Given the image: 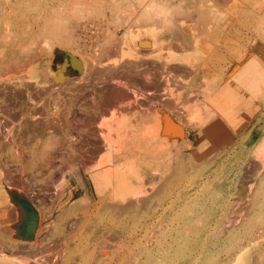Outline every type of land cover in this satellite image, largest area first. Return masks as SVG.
Returning <instances> with one entry per match:
<instances>
[{"label": "rangeland", "instance_id": "374dc122", "mask_svg": "<svg viewBox=\"0 0 264 264\" xmlns=\"http://www.w3.org/2000/svg\"><path fill=\"white\" fill-rule=\"evenodd\" d=\"M207 1L0 0V54L1 57L4 56L3 59H7L12 68L14 67L12 72L9 71L4 76V79L10 78V76L12 78L14 77L12 79L13 81L8 80L9 84L8 82H5V84L3 82H1L2 84L0 83L2 89L6 86L7 90L11 93L8 92L10 97H7L9 104L6 102L3 105L7 104V111L11 107L13 108L8 113H11V111L14 112L18 108L15 111L17 113H13V116H15L18 113H24L20 112L22 110L18 106L20 101L25 99V104L32 102L31 105L28 103L30 108L32 106L28 111L32 113L34 110L32 114L28 111L23 114L27 117L26 121L22 117L23 115L21 116L20 114V116L17 115L18 119L7 115V120H10L9 126L12 125L11 128L13 127L15 130L12 131L13 134L11 133L12 136L15 135L12 139L16 138L17 142L18 139L20 142H23H18V146H22V148H19L20 153L22 152L21 156L23 157L21 159L24 162L20 161L19 157L17 158L14 155L10 156L14 154V150H10L9 148L11 147L10 141L12 139L6 138L7 141L3 139L9 144L7 145L2 140V147L0 146V155L2 154L0 159L7 158L3 161L1 160V163L4 165L2 168L4 167L5 172L0 167V181H2V178H5L2 182V186L5 189L2 187L4 192L0 195V250L3 249L1 251H9L8 248H10V252L14 255L28 253L25 254L27 258L31 257L28 255L35 257L37 254L39 256L41 252L45 251L41 254V262H39V257L36 256L40 264H264V156L258 157L259 154H257L258 152L254 146L258 138H260L258 129L264 131V95H261L263 98H253L257 104L255 105L257 107H254L255 109L253 107L250 108L254 109L253 111L250 109L248 111V109L244 108L245 110L240 111L241 113H239L238 118H235L234 121L237 124L236 129L239 128L235 133L238 134L225 135L218 139L214 135L209 137L204 134H193L194 129L191 128L196 123L197 115H194L191 108L185 103V97L187 98L189 94L193 96H189L192 99L188 103H191L193 98L194 100H204L205 86L203 85L205 84L203 79L210 78L212 72L215 70L216 65L213 60L216 52H221L223 59L224 53H238L239 47L244 46V49L249 50L248 58L251 55L258 54L257 46L264 44V8L261 5L257 6L252 4V0H224L222 2L221 0H209L211 5L214 4L212 8L215 7L214 9L218 8L222 10L216 12L214 16L213 14L209 16L205 10L204 12L206 14L204 12L200 14L198 11H202L198 9L204 7L201 5L202 2L203 5L208 4V7L211 9V5ZM217 2L219 4L221 3V5L224 4V7L217 6L219 4L215 6ZM151 3L153 5L155 3L159 4L158 6L162 8L164 14L158 13L161 15H156L157 13L153 11L154 8ZM225 3L227 4L225 5ZM159 7L157 8L161 9ZM206 7L204 8L206 9ZM157 8H155L156 12H158ZM209 8L206 9L207 12ZM196 14L199 15L196 16ZM198 17L202 19H198ZM210 19L212 20V24ZM196 20L200 22L202 20L203 22L206 21V23H200L198 21L200 24L206 26V31L205 29L203 31V28H205L203 25L201 26V30L199 28V33L196 25L195 28L197 30L193 29L192 26H194V23L198 25V22H195ZM179 24L183 28L180 27L178 29ZM190 25H192L193 30H189ZM199 25L198 27H200ZM184 27H188L187 29L189 31H184ZM177 30H179L178 32L180 34L182 32L188 33L186 35L182 33L184 37L183 41L180 40L182 34L177 33ZM190 31H193V37H191L192 34H189ZM175 32L181 37L179 38ZM188 35L189 37H187ZM256 36H260L259 45H257L258 39ZM224 37H226V40ZM122 39L124 40V46L121 42ZM184 39L188 42L187 44ZM189 39L195 41L192 40V42ZM141 41L153 43L152 48L143 47ZM178 41L180 45L182 44L186 48L184 46L180 47ZM117 42L122 44V48L119 47L121 49L117 47ZM189 43H193V45ZM114 44L115 46H113ZM187 45L190 46L187 47ZM112 46L114 49H111ZM253 52L255 53L253 54ZM134 55H140V58L136 60ZM151 55L175 57L171 62L172 66H174L171 67L174 73L169 70L170 73L168 74V78L171 80L168 83L170 97L172 99L170 109H173V112L175 111V103L178 113L183 117L176 121L186 127V139H190L185 144L182 142L180 135L176 137L177 142H166L162 138V133L160 131L157 133L156 124L158 120H155L154 116L148 121V125L150 124V128L154 129V131L145 134L146 125L143 126L140 123L142 114L140 109L148 107V102L140 99L131 105L133 107L131 111L125 107L130 99L129 91H131L130 87L133 83L128 77V70L130 69V73L134 74V72L142 68L141 71L144 72L146 69L144 67L148 65L146 63L154 59H152ZM72 56H76L82 63L87 60L86 64L89 67L87 69L93 70V73L87 69L86 73L83 68L72 65ZM89 58H91V63H89ZM67 62L69 65L67 64L68 68L64 75L66 81L63 82V79L59 85L55 74ZM127 62L131 66H127ZM177 62L179 65L180 63L182 64L179 70H177ZM12 63L20 67L17 68ZM121 65L128 68L117 70ZM133 65L136 70L132 67ZM184 65L187 68L186 70ZM168 66L170 67L171 64L168 63ZM94 67L96 72H102L99 73L100 77L103 75L105 67L106 69L109 67L117 70L118 76L116 79H112L113 81L105 78L104 75L102 78H99L98 73H94ZM99 68L100 70H97ZM197 68L201 73L198 72L199 70ZM195 69L197 73L194 72ZM122 71H125V74ZM183 71L193 73L189 75L186 72L187 74L184 73V76L188 75V78L187 76L181 78ZM177 72L178 74H176ZM228 72L229 70L226 71V73ZM14 73L15 75H13ZM126 73L128 74L127 76ZM198 73L199 75L197 76L196 74ZM88 74L91 76L90 80ZM80 75L83 77H80ZM236 75L240 77L244 74L239 73ZM86 76L88 77L86 78ZM176 76L178 80H175L177 79L175 78ZM237 76H234V78L236 83L239 84ZM95 77H97L96 79L98 81ZM21 78L23 79L21 82H28V84L34 83V89H42V91L36 89L38 92H33V94L35 92L37 94L36 100L29 101L27 99L26 101V96L20 98L15 97L14 91L16 89H13L16 87L18 89L21 82L17 81L22 80ZM196 79L197 82L202 81V84L198 82L199 85ZM94 80L99 85L95 84L97 82H94V85L91 84ZM233 80L231 81L235 82ZM13 83H17V86L11 88L12 86L10 87V85ZM38 84L41 85L38 86ZM50 84L51 86L53 84V89L57 87L58 90L57 88L56 90L58 92L60 88L63 92L62 87L65 84V86H68L66 87L67 89L64 87V90H68L72 86L73 89L75 88L74 90H79L78 92L81 94L84 93V96L81 94L79 96L77 91L72 90L68 98L65 97V94L68 96L66 91L62 94L61 92H55V96L59 94L58 96H64L65 99L57 96L59 99L55 97L54 100L56 101L50 100L53 104L45 98L50 105L49 110L51 113L56 114L57 112L55 113V111L60 109L63 114L66 111L67 103L68 106L70 104L68 101L66 102V99L70 100L73 92L78 93L76 96L73 93V97H78L75 98L77 100L72 98L75 101L74 103L77 104L73 105L75 106L74 108L71 106V112L69 111L70 117L64 115L65 118L62 119V114L56 116L57 122L58 117L61 118H59L60 121L57 123L60 126L64 123L65 126L66 121L69 119L71 121L69 122L70 126L78 118L84 121L87 114H90V111L93 113L97 107V102H100L99 100L102 97L104 101H106V98L112 100L110 99L112 96L114 100L116 99V107H114L112 112H110L111 107H109V110H105L104 113L102 112L95 116L93 119L94 122L91 124H85L86 122L84 123L82 120L80 122L79 119L78 122L76 121L74 123L75 125L77 124L76 126L78 128L74 124L71 126L73 128L71 129V135L74 137L71 138L70 142L74 147L71 146L73 149L71 150L69 145H66L65 149L68 147L67 150L72 151L71 153L66 150L70 154L69 156L76 155L73 159L75 162L70 161L71 163H68L63 160V158H67L68 153L64 151L65 149L62 150L64 148L62 145L61 147L63 148L61 149L60 144H58L59 147L54 145V148L52 146L53 144L50 145L51 148L47 147L48 145H46L47 148L44 146L48 151H51L53 148L54 150L52 149V151L55 152L51 151L52 154H49L51 152L47 151H45L47 154L41 152L45 150L43 145L47 141L53 142L51 140H55L59 136V133L60 135L63 133V129L58 130L60 127L54 124L56 123V118H51V120L55 121L52 122L54 126L56 125L55 128L59 127L56 129L57 131L54 130L56 132H52L53 125L50 128L52 130L49 129L50 132L47 130L45 134V131H42L44 135L38 129L40 123L45 121L47 111L44 110L46 106L44 103L45 99H40L41 101L37 99L39 97L44 98L42 94L47 92L44 88L49 89L51 87ZM54 84L56 87H54ZM194 84L196 88H191L195 86ZM92 85H97V87L95 86L96 90H94L95 87ZM198 85H202L203 87L201 86V88L203 90H200ZM88 86L90 89H87ZM8 87L13 90V94ZM84 87L85 89H83ZM220 88H223L222 84ZM196 89L203 92L201 93ZM187 90L193 91H189L190 93L188 94ZM40 92H42L41 95ZM198 92L200 93L196 98L195 96H197L196 93ZM88 94H90V98ZM177 94L184 95V97L178 98L176 97ZM11 95L14 96L12 97ZM9 98H13V102ZM14 99L18 101V104ZM109 100L107 99V101ZM61 101L62 105H60ZM11 102H15L14 105L16 104V108ZM22 102L21 104L23 105L24 103ZM39 102L43 103L42 107L40 106L41 103L39 105ZM82 102H85L84 104L86 106ZM57 103L60 104L56 105ZM32 104H36L37 106L35 105V107ZM118 104L122 107H117ZM38 105L42 109H39ZM63 105L65 108H61ZM87 105L91 107L90 109L88 107L90 111H88ZM55 106H57V109ZM84 106L86 107L85 113ZM79 107L80 109L84 108L82 110L83 114H81ZM115 108L119 110H116L119 116L114 124V127L118 129L119 133L117 137L118 143L123 142L128 133L137 130L133 134L130 147L125 150L123 149L121 153L117 152V156L109 148H106L101 138H99V132H96V130L98 131L97 124L99 120L101 121L102 116V121L109 124L110 128H112L111 125L114 121L113 117H115ZM68 110L69 107L67 108ZM245 111L249 113L245 114ZM40 113L42 115L46 114L45 116H39L44 121H41L38 117ZM242 113L244 114L242 115ZM29 115H31V119L30 117L28 118ZM32 116H36L38 118L36 119L41 121L37 122L39 125L34 122L35 120H33L34 118ZM72 116H76L77 118L73 117V119ZM214 116L213 114L212 119H214ZM239 118H242V120ZM16 119L18 121L21 120L22 124ZM28 119L30 124L27 122ZM46 120L49 121L48 117ZM63 120L65 122L61 123ZM225 120L227 121V118ZM11 121L13 123L15 122L14 125ZM31 122H34L33 124L35 126ZM79 123L82 127H80ZM24 124L27 126L32 125L35 129L30 126L32 128L31 131V128H27ZM17 126L18 128L19 126H21L20 128H24V131L25 129H29L28 131L30 132L26 130L27 133H25L27 137L23 134L22 129L19 128L18 131V128H15ZM198 126L197 123V128H199ZM230 126H232L231 122ZM75 128L78 130H80L79 128H86V132L89 134L81 131V129L80 132L83 134L80 135V132L78 130L76 131ZM20 130L22 131L20 132ZM35 130L41 135L39 133L38 135L40 136L37 133L35 134L33 132ZM17 131L20 132L21 136H25L26 139L25 137L23 139ZM31 132V137H34L32 136L33 134L38 137L31 139L29 137ZM95 134H98V139L94 137ZM75 136L79 141L75 139ZM41 139H43V142H41ZM58 139L56 138V140ZM72 139L73 143L75 142L74 144L72 143ZM25 142L26 144H24ZM35 144H38L37 147ZM34 147H36V150L39 147V150L36 151ZM91 150L96 151L93 152ZM89 151L93 154L92 156ZM109 152H111V156ZM83 153L86 156L88 154L89 158L94 156L86 165H83L84 168L81 167L79 159L77 162L75 160L77 156L80 158ZM42 155L54 156H51L52 158L49 156L48 161H50L49 158L51 161L49 163L46 160L45 162L48 164L45 165L44 163L41 164L45 160ZM122 155H125L126 158L118 161V164L116 163L114 165L112 159ZM44 158L47 159V157ZM96 159L100 161V165L97 168L101 170L108 169L110 173L106 177L109 178L110 176L111 179H114L115 184L119 181L118 176L124 173L128 178L129 185L132 188H136V193L130 194L125 201H123L120 195L115 199H111L112 194L109 186H107L106 177L102 175H98L100 178L98 183L100 185L98 184L97 190L90 177V175L92 177L96 175L94 165L96 162L99 163ZM60 169L66 170L69 175H72L70 177L75 182L76 189L72 188L71 190L61 186L63 187L62 189L59 187V184H61L60 181H62ZM1 172L2 175L4 174L3 176ZM6 172L7 174H5ZM78 173L82 175V181ZM11 175L15 177L11 180L12 182L15 181L14 183L16 184H12L9 179ZM74 178H76L75 181ZM6 180L11 183L8 182L9 184H6ZM17 183H19V186ZM16 185L17 187H15ZM56 188L58 190L61 188L62 191L60 189L59 192ZM54 192L59 194L55 196ZM61 192L65 194L61 195ZM31 220L39 222L37 234L28 231V223ZM20 246L21 248L24 246L22 251L19 248ZM28 246L31 247V251L32 248L33 251L34 249L36 250L35 247L37 249L39 248L40 253L39 251L36 253L32 251V254L28 250ZM16 247L21 252L18 251V253ZM103 249H105L104 252L109 251L111 254L103 255V252H101ZM241 252L244 255L242 262L237 260V256ZM33 257H31L32 260L36 259V257ZM43 259L44 261H42ZM36 260L35 262L38 264Z\"/></svg>", "mask_w": 264, "mask_h": 264}, {"label": "bare ground", "instance_id": "6f19581e", "mask_svg": "<svg viewBox=\"0 0 264 264\" xmlns=\"http://www.w3.org/2000/svg\"><path fill=\"white\" fill-rule=\"evenodd\" d=\"M200 1V0H199ZM209 1V0H208ZM207 1V2H208ZM215 1H217V0H215ZM220 1V0H219ZM222 1H224V0H221V2ZM154 3V2H153ZM199 3V2H198ZM201 3V2H200ZM209 3H210V1H209ZM215 3V2H214ZM227 3H228V1H227ZM227 3H225V5L227 4ZM213 4V3H212ZM217 4H219L218 2L215 4V6L217 5ZM254 4L255 5H257V6H262L263 8H264V0H254ZM151 5H152V7L154 8L153 9V11L155 12V13H157L156 15H159L158 13H162V14H164V11L162 10V8L161 7H159L158 5L159 4H156L155 3V5H157L156 7H155V5H153L152 3H151ZM202 6H204V7H206V5H207V7H206V9L207 8H209L208 7V4H204L203 5V2H202V4H201ZM200 4H199V6L200 7H202ZM209 5H211V3L209 4ZM214 5V4H213ZM213 5H211V9L209 10L208 9V12H207V10L204 8V7H202L203 8V10H202V8L201 9H198V10H201L202 12H200V11H198L200 14L201 13H203L204 12V10L206 11V13H208L209 14V16H210V14H213V16L214 15H216V12H220L219 10H222V9H214V8H212L213 7ZM224 4H222L221 5V3L219 4V5H217V6H223ZM229 5V4H228ZM198 5H197V7H199ZM152 7H151V11H152ZM157 7H159V8H161V9H158ZM199 7V8H200ZM224 7V6H223ZM222 7V8H223ZM261 7V8H262ZM155 8H157L158 10V12H156V9ZM227 8V7H226ZM228 8H229V6H228ZM149 9H150V7H149ZM159 10H160V12H159ZM163 12H162V11ZM225 10V9H224ZM210 11V12H209ZM153 12V13H154ZM197 12V13H198ZM227 12V11H226ZM264 12V11H263ZM186 13V12H185ZM205 13V12H204ZM205 13V14H206ZM238 13V12H237ZM191 14V13H190ZM189 14V15H190ZM204 14V15H205ZM207 14V15H208ZM153 15H155V14H153ZM161 15V14H160ZM159 15V16H160ZM189 15H187V16H189ZM197 15H199V14H196V16ZM203 15V14H202ZM206 15V16H207ZM163 17H164V15H162ZM162 17V18H163ZM196 18V17H195ZM199 18H201V17H198V19ZM212 18V17H211ZM202 19V18H201ZM200 19V20H201ZM235 19V18H234ZM163 20H165V18H163ZM194 20V19H193ZM161 21H162V19H161ZM199 21V20H198ZM197 20L195 21V22H198ZM200 22V21H199ZM198 22V25L200 24V23H206V21L205 22H203V20H202V22H200L199 23ZM210 22H211V24H212V20L210 19ZM210 22L208 21V23L210 24ZM162 23H163V21H162ZM161 23V24H162ZM183 23H184V20H183ZM194 23V22H193ZM207 23V24H208ZM93 24V23H92ZM91 24V25H92ZM186 24V23H185ZM206 24V25H207ZM89 25V24H88ZM90 25V26H91ZM163 25V24H162ZM181 25H182V22H181ZM180 24L178 25L179 27H178V29H180V27H182L183 28V26H181ZM193 25V24H192ZM192 25H190V27L192 26ZM195 25H196V27L198 28V33H199V28H200V30H201V26L203 25L205 28H203V31H204V29H205V31H206V26L204 25V24H200L199 26L200 27H198V25H197V23H194V26H192L193 27V29H196L195 28ZM186 26V25H185ZM210 26V25H209ZM86 27V26H85ZM189 27V26H188ZM187 27V28H188ZM189 27V30L191 29V30H193L192 29V27L190 28ZM87 28V27H86ZM187 28H185L184 27V31H187L188 29ZM207 28H208V25H207ZM188 30V31H189ZM197 30V29H196ZM212 30V29H211ZM87 31V30H86ZM179 30H177V33H179L180 34V32H178ZM187 31V32H188ZM185 33V32H182V33H185V35L186 34H188V33ZM193 31H190L189 32V34H192V36L191 37H193V35H194V33H195V30H194V33H192ZM176 33V32H175ZM176 33V34H177ZM181 33V34H182ZM201 33V32H200ZM180 34V35H181ZM178 35V34H177ZM196 36H197V34H196ZM177 37V36H176ZM178 37H179V35H178ZM181 37V36H180ZM179 37V38H180ZM187 37H189V35L187 36ZM179 38H177L178 40H179ZM182 38V39H181ZM180 38V40H182L183 41V34H182V37ZM195 38V37H194ZM226 37H224V39H225ZM228 38H231V37H228ZM256 38L258 39V41H257V45H259L260 44V42H259V39H260V36H256ZM176 39V40H177ZM198 39V38H197ZM218 39H219V37H218ZM179 40V41H180ZM190 41H192L193 39H189ZM221 40V39H220ZM226 40V39H225ZM120 41V40H119ZM179 41H178V44H179ZM184 41H185V39H184ZM193 41H195V40H193ZM192 41V42H193ZM122 44L124 43V40L122 39ZM142 43V45H143V47H150V48H152V46H153V43H151V42H147V41H141ZM177 42V41H176ZM186 42V41H185ZM225 42V41H224ZM223 42V43H224ZM228 42V41H227ZM181 43V42H180ZM184 43V42H183ZM188 42H186V44H187ZM197 43H199V42H197ZM220 43V42H219ZM222 43V44H223ZM230 43V42H229ZM121 45V46H119V45ZM122 44L120 43V42H117V47L119 48V47H121L122 48ZM177 44V45H178ZM185 44V43H184ZM185 44V45H186ZM190 45L192 44L193 45V43H189ZM215 44V43H214ZM180 45V44H179ZM190 45H187V47L188 46H190ZM113 46H115V44L113 45ZM113 46H112V48L111 49H114L113 48ZM123 46H124V44H123ZM184 46V45H183ZM182 46V44L180 45V47H183ZM178 47V46H177ZM185 48H186V46H184ZM258 47V54H254L255 52H253V56L251 55V57L249 56V58H248V53H249V50L248 49H244V46L243 47H241L240 49H243V50H239L238 49V53H228L227 54V56H226V58H225V60H224V62L222 63V70H224V71H228L229 70V72L228 73H224V74H220L217 78L218 79H216L215 80V83L217 84V85H219L220 84V86H221V84L223 85V86H225V84L226 83H228L229 85H230V89L229 90H225V92L223 93L221 90H219V89H216V88H214L213 87V84H212V78L211 77H214L215 75H216V73H214V72H212V74H211V77L210 78H205V79H203L204 81V84L205 85H203V86H205V98H203L204 100H202V101H200V100H194V98H193V100H192V102L191 103H188L189 101H191V99H192V97H191V99H190V95H192V94H189L191 91H193V90H187L188 91V94H186V95H188L187 96V98L185 97V100H186V105L187 106H189L190 108H191V111H192V113L195 115H197V118H196V123H195V125H194V127H192L191 129H194V135H205V136H216L217 137V139L218 138H220V137H222V136H225V135H233V134H238V133H235L239 128H237L236 129V126H237V124H235L236 122L234 121L235 120V118H238V116H236V114H239L240 113V110H242L241 109V106H242V103H243V105H246L247 106V108L246 109H248V111H249V109L250 108H254V107H257V106H255V105H257L256 104V102H254V100H253V98L254 97H261V95H264V44H261V45H259V46H257ZM121 48H119V49H121ZM123 48H125V47H123ZM227 53V52H226ZM27 55V54H26ZM135 56V58H136V60L138 59V58H140V55H134ZM166 56V55H165ZM224 56H225V53H224ZM0 57H1V54H0ZM4 57V56H3ZM3 57H1L0 58V83L1 82H3L4 84H5V82H8V84H9V81L8 80H12L13 78L10 76V78H5L4 79V76H5V74L6 73H9V71L10 72H12L13 71V69H14V67L12 68L11 67V65L8 63V61H7V59L5 60V59H3ZM151 57H152V59L153 60H151L150 62L148 61L146 64H148L147 66H145L144 67V69H145V71L144 72H142L141 71V69L142 68H140V70L139 71H136V72H134V74L133 73H130V69L128 70L129 71V78H130V80L131 81H133V83L131 84V87H130V90L131 91H129V94H130V99H129V101L127 102V104L125 105V107L128 109V110H132L133 109V107H131V105L132 104H135L137 101H139L140 99L141 100H144V102L146 101V102H148L149 103V106L148 107H146V108H141L140 109V111H142V114H141V117H140V123H142V125L144 126V125H146V127H145V134H149V133H151L152 131H154V129H152V128H150V124L148 125V121H149V119L150 118H153V116H154V118H155V120H158V122H157V124H156V129H157V133L160 131L161 133H162V138L166 141V142H171V141H174V143L175 142H177V139H176V137L178 136V135H180V137H182V142L185 144L186 142H188V140L190 139V138H188V139H186V132L187 131H185V128L186 127H184L183 125H181L178 121H176V120H178V119H180V118H183L182 116H180V113H178V110H177V108H176V105H175V103H174V112H173V109H170V106H172V99H171V97H170V87H169V81H171L168 77H169V73H170V71L169 70H171V71H173L172 69H171V67H174V66H172V60L175 58V57H173V56H166V57H163V56H161V55H156V56H154V55H151ZM150 57V58H151ZM22 59H23V57H22ZM95 59V58H94ZM148 59V58H147ZM223 59H224V57H223ZM223 59H222V55H221V52H216L215 54H214V62H215V68L216 67H218L219 66V64L223 61ZM67 60V59H66ZM89 60H90V62L89 63H91L92 61H91V58H89ZM177 60V59H176ZM10 61V60H9ZM22 61H24V60H22ZM87 61V60H86ZM86 61H84L83 63H82V61H79V59L78 58H76V56H72V65H75V67L76 66H78L79 68H83V70H84V72H86L87 73V71H86V69L87 68H89L88 66H87V64H86ZM179 61V60H178ZM11 62V61H10ZM16 62V61H15ZM130 62V61H129ZM17 63V62H16ZM88 63V62H87ZM171 64V66L169 67H167V64ZM13 64V63H12ZM19 64H21L20 62H19ZM67 64H68V62L66 63V64H64L63 66H62V68H61V70H58L57 72H56V74H55V78L57 79V81L59 82V85H60V81H63V79H64V75H65V73H66V71H67ZM178 64V65H177ZM13 65H15V64H13ZM17 65V64H16ZM15 65V67H20V66H16ZM69 65V64H68ZM126 65V64H125ZM129 64H128V62H127V66H128ZM174 65H175V63H174ZM180 65H182L181 63H180ZM179 65V63L177 62L176 63V66H177V70H179L180 69V66ZM192 65V64H191ZM84 66V67H83ZM129 66H131V65H129ZM136 67H137V65H135ZM185 66V65H184ZM132 67H134V65L132 66ZM188 67V66H187ZM201 67V66H200ZM231 67H233V69H235V72L234 73H232V71L230 70L231 69ZM90 68H91V66H90ZM103 69H104V67H102ZM122 68H124V69H126V68H128V67H124V65H121L120 66V68H118L117 70H120V69H122ZM170 68V69H169ZM183 68V67H182ZM181 68V70H183ZM103 69H101V70H103ZM132 69V68H131ZM134 69L136 70V68L134 67ZM133 69V70H134ZM187 68H186V66H185V70H186ZM188 69H190L191 70V68H189L188 67ZM192 69H193V67H192ZM87 70H90V69H87ZM97 70H100V68L99 69H97ZM117 70H114V69H111V68H109V67H107V69H106V67H105V69L103 70V75H104V77L105 78H107V79H110V81H113L112 79H116V77L118 76L117 75ZM133 70H132V72H133ZM197 70H199L198 68H197ZM90 71H92V73H93V70H90ZM196 71V69L194 70V72ZM84 72H82V73H84ZM89 72V71H88ZM96 71H95V67H94V73H95ZM124 74H125V71H122ZM187 73H189L188 71H186ZM186 72H184L183 71V73L181 74L182 76H181V78H183V76L185 75V74H187ZM199 73H201V71L199 70L198 71ZM50 73V72H49ZM81 73V74H82ZM86 73H84V74H86ZM92 73H90L91 75H93ZM96 73H98V72H96ZM95 73V74H96ZM99 73H102L101 71H99ZM97 74V75H99V78H102V76L100 77V74ZM172 73V72H171ZM173 73H174V71H173ZM185 73V74H184ZM190 73H193V72H190ZM190 73H189V75H190ZM195 73H197V72H195ZM199 73L198 74H196L197 76L199 75ZM239 73H243L244 75H242V76H240V77H238L236 74H239ZM83 74V76H85ZM123 74V75H124ZM176 74H178V72L176 73ZM228 76H227V75ZM13 75H15V73L13 74ZM89 75V74H88ZM128 74L126 73V76H127ZM195 75V76H196ZM17 76V75H16ZM20 76V75H19ZM23 76V75H22ZM83 76H81L80 75V77H83ZM90 76V75H89ZM120 76H121V74H120ZM119 76V77H120ZM179 76H180V74H179ZM178 76V77H179ZM187 76V78H188V75H186ZM186 76H184V77H186ZM230 76V77H229ZM232 76H233V78H232ZM234 76L236 77L237 76V78H238V82H239V84L238 83H236V80H235V78H234ZM21 77V76H20ZM88 76H86V78H87ZM103 77V78H104ZM201 77H202V74H201ZM22 78H24V77H22ZM21 78V79H22ZM94 78V77H93ZM97 77H95V79H96ZM104 78V79H105ZM128 78V79H129ZM175 78H177V76L175 77ZM236 78V79H237ZM91 79V76H90V78H89V80ZM199 79H201L200 77H199ZM234 79V80H233ZM43 80V79H42ZM97 80V79H96ZM96 80H94L93 81V83H91V84H93L94 85V82H97ZM102 80V79H101ZM118 80V79H117ZM117 80H115V81H117ZM175 80H178V78L177 79H175ZM180 80V79H179ZM181 80H183V79H181ZM231 80H233V81H235V82H232ZM13 81V80H12ZM21 81H23V79L22 80H20V81H17V82H21ZM29 81H31V80H29ZM35 81V80H34ZM66 80L64 79V81L63 82H65ZM83 81H84V79H83ZM92 81V80H91ZM99 81H100V79H99ZM105 81H106V79H105ZM105 81H103V83H105ZM119 81V80H118ZM201 81V80H200ZM16 82V81H15ZM55 82V81H54ZM69 82H71V81H69ZM84 82H86V81H84ZM101 82V81H100ZM109 82V81H108ZM196 82H197V79H196ZM196 82H194V83H196ZM199 82V81H198ZM197 82V83H198ZM36 83V82H35ZM56 83V82H55ZM74 83V82H73ZM106 83H107V81H106ZM179 83H180V81H179ZM199 83H201L202 84V81L201 82H199ZM198 83V84H199ZM2 84V83H1ZM7 84V83H6ZM17 84V83H16ZM16 84H11L10 85V87L11 88H13V86L15 87V86H17ZM34 84V83H33ZM33 84H28V82H26V83H24V82H21L20 83V85H19V87H18V89H17V87L16 88H14L13 90H15L14 91V94H15V97H18V98H20V97H24V96H26L25 98H26V101H27V99L29 100V101H34V100H36V96H37V94H36V92H38V91H36V89H34L33 88ZM95 84H98V82L97 83H95ZM187 84V83H186ZM39 85H41V84H38V86ZM58 85V84H57ZM59 85H58V87H59ZM88 85V84H87ZM86 85V86H87ZM92 85V86H93ZM99 85V84H98ZM138 85H140V87H138ZM171 85V84H170ZM180 85V84H179ZM195 85V84H194ZM194 85H192V86H194ZM200 85V84H199ZM198 85V87H200L199 89L201 90L202 88H201V86H199ZM3 86H5V85H3ZM35 86H37V85H35ZM37 86V87H38ZM43 86V85H42ZM50 86H51V84H50ZM52 86H53V84H52ZM51 86V87H52ZM68 86V85H67ZM67 86H65V84H64V87L66 88ZM89 86H91V85H89ZM89 86L87 87V89H90L89 88ZM96 87H97V85H95ZM95 86H93V87H95ZM202 86V87H203ZM48 87H49V85H48ZM48 87H46V88H48ZM51 87H49V89L51 88ZM54 87H56L55 86V84H54ZM60 87H62V86H60ZM64 87H62L63 88V92H65L66 91V93L68 94V96L65 94V97H68L69 98V95L71 94L70 92H72V90H74L73 89V87L71 86V88H68V90H64ZM96 87H95V89L94 90H96ZM191 87V86H190ZM197 87V88H198ZM1 89H0V146L2 147V142L4 141L3 139H12L13 138V136H15V135H13L12 136V131L14 130L13 129V127L11 128V126H9L10 125V120H9V122H8V120H7V115L8 116H12V118H17V115H19L20 113H18V114H16L15 116H13V113L18 109V108H16L15 107V105H14V103L15 102H17V104H18V101L17 100H15V102L14 103H12L13 102V98L11 99V98H9V99H11L12 100V104H13V106L16 108V110H14V112H12L11 111V113H8V111H10V109L12 108H10L8 111H7V109H6V105L7 104H9L8 103V101L9 100H7V97L9 96L10 97V95L8 94V92H9V90H7V87L5 86V88L4 89H2V87H0ZM11 88H9L8 87V89H10V91L12 92V94H13V90H11ZM40 88H44V87H40ZM57 88V87H56ZM56 88H54L53 89V87L50 89V91H49V89H45L44 88V90H46L47 92L46 93H43L42 94V96L44 97V98H42V97H39V99H37V100H40V99H45V98H47L48 99V101H50L51 99L53 100V101H56V100H54L55 99V97H57V96H55V92H58L57 90H58V88H57V90H56ZM92 88V87H91ZM191 88H196V85L194 86V87H191ZM190 88V89H191ZM39 89V88H38ZM37 89V90H38ZM61 89V88H60ZM60 89H59V92H61V94L63 93L62 92V89H61V91H60ZM70 89H71V91H70ZM83 89H85V87L83 88ZM169 89V90H168ZM198 89V90H199ZM42 91V89H39V91ZM56 90V91H55ZM186 90V89H185ZM197 90V89H196ZM197 90V91H198ZM199 90V91H200ZM203 90V89H202ZM34 91H36L34 94H33V92ZM69 93H68V92ZM74 91H79V90H74ZM88 91V90H87ZM91 91V90H90ZM92 91H93V89H92ZM187 91H184V92H187ZM194 91H195V89H194ZM196 91V92H197ZM237 91L238 92H242V94H243V102H239L238 101V99H237ZM45 92V91H44ZM58 92V93H59ZM83 92V91H82ZM85 92V91H84ZM201 93L203 92V91H200ZM200 92H198V93H196L197 94V96H195L196 98L199 96L198 94L200 93ZM10 93V92H9ZM41 93L42 92H40V95H41ZM73 93H75V92H73ZM72 93V96H70V97H72V98H74V100H77V99H75V98H77V97H73L74 96V94ZM79 93V96H80V92H78ZM77 93V94H78ZM87 93H89V92H87ZM86 93V94H87ZM195 93V92H194ZM193 93V94H194ZM11 94V93H10ZM60 94V95H61ZM76 93H75V96L77 95ZM84 94V93H83ZM83 94H81V95H83ZM85 94V95H86ZM179 94H181V93H179ZM179 94H177L176 95V97H178V98H182V97H184V95L183 96H181V95H179ZM184 94V93H183ZM195 94V95H196ZM247 94H248V96H247ZM33 95H35V97H33ZM89 95V98H90V94H88ZM201 95V94H200ZM12 97L14 96V95H11ZM84 96V95H83ZM193 96V95H192ZM59 98H64L65 99V97L64 96H62V97H60V96H58ZM57 97V98H58ZM88 97V96H87ZM189 97V98H188ZM35 98V99H34ZM38 98V97H37ZM58 98V99H59ZM72 98H70V100H67L66 99V102L68 101L70 104H69V106H68V103H67V108L69 107V110L67 111V108H66V111H67V113H66V111L65 112H63V114L61 113V110L60 109H57V106H55L56 107V111H55V113L56 114H54L53 112L51 113L50 112V105H49V103L46 101L47 99H45V104H46V106L43 108L44 110H46V111H44V112H46L47 113V117H48V119H49V121L48 120H46V118L43 120V119H41L40 117L41 116H43L42 115V113H40L39 115H38V117L40 118V120L42 121H44L43 123L40 121V120H37L38 118L35 116V117H33L32 119L33 120H35L34 122H36V124H37V122L38 121H40L39 123H40V127H38V129L41 131L40 133H43L42 135H44V132H42V131H45V134L47 133V130L49 131V129L52 127V125H53V123L52 122H55V121H53V120H51V118L53 119H55L56 118V116L58 115V114H62L63 116L65 115L66 117L68 116V117H70L69 116V111L71 112V108L73 107H75V106H73L74 104H77V103H74L75 101L74 100H72ZM85 98V97H84ZM83 98V99H84ZM95 98V97H94ZM103 98V97H102ZM100 99L99 101L100 102H97V107H96V109H94V108H92V109H94V111H93V113H91V111L89 110L91 107H89L88 105H87V109H88V107H89V109H88V111H90V114L88 115L87 113H88V111H87V117H85V116H83V117H85V118H83V119H85L84 121L82 120V119H80V118H78V120L80 119V122H81V120L85 123V124H91L92 122H94L93 121V119L95 118V116H97L98 114H101L102 112L104 113V111L105 110H109L108 108L109 107H111V111L110 112H112L113 110H114V107H116L115 106V104H116V99L114 100V98H113V96L110 98V99H112V100H109V98H106L105 100L106 101H104L103 99ZM105 98V97H104ZM195 98V99H196ZM199 98H201V97H199ZM261 98H263V97H261ZM23 99V98H22ZM87 99V98H86ZM107 99L109 100V101H107ZM133 99V100H132ZM259 99V98H258ZM258 99H256V100H258ZM21 100V99H20ZM19 100V101H20ZM63 100V99H62ZM103 100V102H101ZM21 101H23L22 103H24L25 102V99L24 100H21ZM21 101H20V103H19V109L21 108V110L22 111H20V112H27L28 110H30L31 108H32V106H31V108L29 107V104L31 105V103L30 102H27L25 105L23 104H21ZM41 101V100H40ZM44 101V100H43ZM87 101V100H86ZM85 101V102H86ZM183 101H184V98H183ZM261 101V100H260ZM7 102V104L6 105H3L4 103H6ZM36 102V101H35ZM38 102V101H37ZM47 102V103H46ZM58 102V101H57ZM77 102V101H76ZM85 102H82V104L83 105H85L86 106V104H84ZM263 102V101H262ZM10 103V104H11ZM29 103V104H28ZM40 103H41V105H40ZM50 103H52L51 101H50ZM86 103H88V102H86ZM98 103H99V105H98ZM120 103V102H119ZM22 106H21V105ZM42 102H39V105L42 107ZM44 104V105H45ZM53 104V103H52ZM60 104V103H59ZM58 103L56 104V105H59ZM81 104V103H80ZM5 106V108H3V106ZM28 105V106H27ZM32 105H36V104H32ZM38 105V106H39ZM60 105H62V101H61V104ZM65 105V104H64ZM64 105H63V107H61V108H65L64 107ZM82 105V106H83ZM8 106H10V105H8ZM8 106H7V108H8ZM21 106V107H20ZM24 106V108L22 109V107ZM33 106V107H34ZM37 106V105H36ZM35 106V107H36ZM39 106V109L41 108ZM72 106V107H71ZM79 106V105H78ZM81 106V107H82ZM84 106V107H85ZM121 105L120 104H118L117 105V107H120ZM263 106V105H262ZM54 107V106H53ZM58 107H60V106H58ZM122 107V106H121ZM120 107V108H121ZM14 108V109H15ZM38 108V107H37ZM119 108V109H120ZM35 109V108H34ZM42 109V108H41ZM79 109H80V107H79ZM84 109V108H83ZM82 108L80 109V111H81V114H83V112H82V110H83ZM255 109V108H254ZM254 109H250L251 111H253ZM11 110H13V108L11 109ZM36 111H37V109H35ZM85 110H86V107H85V109H84V113H85ZM116 110H118V108L116 109L115 108V114H114V116L115 117H113L114 118V121H113V124L111 125V127L112 128H110V125L109 124H106V123H104V121H102V119H103V116H102V118H101V121L99 120V122H98V124H97V128H98V131L96 130V132H99V138H101V140L103 141V144H105V146H106V148H109V150H111V151H113L114 152V154H115V156H117V152H120L121 153V151L124 149H128V147H130V145H131V143H132V140H133V134H135L136 133V131H134V132H131V133H128L127 134V137L123 140V142H120V143H118V141H117V137L119 136V133H118V129L116 128V127H114V124H115V122H116V119H117V117L119 116L118 114H117V112H116ZM32 111V110H31ZM34 111V110H33ZM33 111H32V113H33ZM36 111H35V113H36ZM40 111H42V110H40ZM73 111V110H72ZM119 111V110H118ZM248 111H245V114H247V113H249ZM250 111V112H251ZM19 112V111H18ZM29 112V111H28ZM259 112V111H258ZM15 113H17V112H15ZM14 113V114H15ZM24 113H21L20 115L22 116ZM30 113V112H29ZM29 113H26V114H29ZM32 113H30V114H32ZM34 113V114H35ZM38 113V112H37ZM65 113V114H64ZM172 113H173V115H174V117H173V115H172ZM217 113V114H216ZM251 113H253V112H251ZM10 114H12V115H10ZM33 114V115H34ZM213 114L215 115L214 116V119H212L213 117ZM244 113H242V115H243ZM19 115V116H20ZM37 115V114H36ZM46 115V114H45ZM44 115V116H45ZM71 115V114H70ZM73 115V114H72ZM103 115V114H102ZM241 115V116H242ZM249 115V114H248ZM256 115V114H255ZM18 116V117H19ZM26 116V115H25ZM24 115L22 116L23 118H24V120L26 121V118L27 117H25ZM52 116V117H51ZM61 117L62 119L63 118H65V116L64 117ZM176 116V117H175ZM225 116V117H224ZM9 117V118H10ZM21 117V118H22ZM30 117V119H31V115H29L28 116V118ZM75 118L76 116H72V118ZM242 117H244V116H242ZM246 117V116H245ZM3 118V119H2ZM20 118V119H21ZM22 118V119H23ZM37 118V119H36ZM59 118L60 117H58V122H57V118H56V123H54V124H57V123H59ZM60 118V119H61ZM73 118V119H74ZM77 118V117H76ZM176 118V119H175ZM225 118H227V121L225 120ZM11 119V118H10ZM18 119V118H17ZM16 119V120H17ZM240 119V118H239ZM237 120V121H240V120H242V118L240 119V120ZM4 120V121H3ZM11 120H13V119H11ZM23 120V121H24ZM37 120V121H36ZM51 120V121H50ZM65 120V119H64ZM61 121V123H63V122H65V121ZM78 120H76L77 122H78ZM229 120H230V122H231V125L232 126H230V122H229ZM14 121H15V119H14ZM18 121V120H17ZM20 121V123L22 122L21 120H19ZM18 121V122H19ZM31 121V120H30ZM68 121V122H67ZM66 121V125L64 126V124H62L63 125V127L61 128V126L60 125H58L57 124V126H59L60 127V129H58V128H55V126L53 125V127H52V129H50V130H52V132L54 131V130H56V129H58V130H61V129H63V133H62V131H61V133H62V135H60V133H59V136L58 137H56L58 140H56V138H55V140H51V141H53V142H49V141H47L46 143H45V145H43V147L45 146L46 147V145H48L47 147H49V148H51V146L50 145H52L53 146V148L57 145L58 146V144H60V147H61V145L62 146H64V148L63 147H61V149L62 150H64L65 148H66V145H69V148L71 149V150H73L72 148H71V146L72 147H74V145H71V138L72 137H74V136H72L71 135V129H73V128H71V126L74 124V123H76V121L75 122H73V124L70 126V124H69V122H71L70 121V119L69 120H67ZM244 121V120H243ZM12 122V121H11ZM28 123H29V119H28V121H27ZM33 122V123H34ZM144 122V123H143ZM15 123V122H14ZM14 123L12 122V124L14 125ZM25 124H27L26 122H24ZM32 122H31V124H33ZM68 123V124H67ZM197 123H198V127L199 128H197ZM16 124H18L17 122H16ZM22 124V123H21ZM24 124V125H25ZM30 124V123H29ZM243 124H244V122H243ZM20 125V124H19ZM23 125V126H24ZM34 126H35V124H33ZM37 125H39V124H37ZM36 125V126H37ZM77 125V124H76ZM75 124H74V126H76ZM79 125H80V123H79ZM229 125V126H228ZM22 126V125H21ZM21 126H19V128L21 127ZM25 126H27V125H25ZM24 126V128H26ZM30 126H32V125H28L27 126V128H31ZM33 127V126H32ZM77 128H78V126H76ZM80 127H82V125H80ZM15 128H18V126L17 127H15ZM19 128H18V131H19ZM24 128H20V129H22V130H20V132L22 131L23 132V134H25V133H27V131L29 130H27V129H25V131H24ZM77 128H75V130L77 131L78 129ZM33 129H35V127H33ZM80 130L82 129V128H79ZM27 130V131H26ZM31 131H32V128L30 129ZM80 130H78V132H80ZM86 128H84V129H82L81 131H84V132H86ZM188 130V129H187ZM242 130V129H241ZM264 130V129H263ZM15 131V130H14ZM17 131V133L20 135V132H18ZM57 131V130H56ZM56 131H54V132H56ZM258 131H259V136H260V138H258V140H257V143L254 145L255 146V148H256V151L258 152L257 154H259L258 155V157L260 156H264V131H262V129H258ZM28 132H30V131H28ZM35 134L37 133V135H38V133L39 132H37L36 130L35 131H33ZM50 132V131H49ZM77 132V133H78ZM12 133V134H11ZM39 133V134H40ZM74 133V132H73ZM87 133V132H86ZM85 133V134H86ZM11 134V135H10ZM14 134H15V132H14ZM22 134V133H21ZM31 134H32V132L30 133V136L29 137H31ZM35 134H33L32 136H34V137H31V139L32 138H34L35 139V137H38V136H40V135H38V136H35ZM56 134V133H55ZM81 134H83L82 132H80V135ZM87 134H89V133H87ZM10 136V137H9ZM21 136V135H20ZM25 136H26V134H25ZM25 136H21L22 138L23 137H25ZM57 136V135H56ZM188 136V135H187ZM27 137V136H26ZM26 137H25V139H26ZM28 137V138H29ZM42 137V136H41ZM96 139H98V134H95V136H94ZM215 137V138H216ZM18 138H19V136H18ZM7 139H6V141H7ZM10 139V140H11ZM24 139V138H23ZM33 139V140H34ZM54 139V138H53ZM74 139V138H73ZM73 139H72V143H73ZM75 139H78V138H76V136H75ZM170 139H172V140H170ZM216 139V140H217ZM3 140V141H2ZM17 139L16 138H14V139H12L10 142H11V147H9L10 148V150L11 149H13L12 151L14 152V154H11L10 156H12V155H14L15 157H19V160L20 161H23L22 159H21V154H22V152L20 153V148L19 147H21L22 148V146H18L19 144H18V142L19 143H23L22 141L20 142L19 141V139H18V142L16 141ZM42 140V141H41ZM40 141L41 142H43V139H41ZM47 140V139H46ZM214 140V139H213ZM6 141H4V142H6ZM29 141H30V139H29ZM78 141H79V139H78ZM77 141V142H78ZM27 142V141H26ZM26 142L24 143V144H26ZM37 142H38V140H37ZM7 143V145L9 144L8 142H6ZM6 143H5V145H6ZM38 143H40V142H38ZM75 143V142H74ZM73 143V144H74ZM181 143V142H180ZM30 144V143H29ZM102 144V145H103ZM6 145V146H7ZM22 145V144H21ZM36 145V144H35ZM38 145V144H37ZM37 145H36V147H37ZM41 145V144H40ZM55 145V146H54ZM3 146H4V144H3ZM5 146V147H6ZM27 146H28V144H27ZM27 146H25L24 145V147H26L27 148ZM23 147V148H24ZM36 147H34L35 148V150H36ZM43 147H42V150H43ZM45 147H44V149H45ZM46 147V148H47ZM59 147V146H58ZM28 148H29V146H28ZM48 148V149H49ZM52 148V149H53ZM25 149V148H24ZM52 149H51V151H52ZM58 149V148H57ZM67 149H68V147H67ZM67 149H65L64 151H66ZM75 149V148H74ZM1 150V149H0ZM3 150H4V148H3ZM9 150V151H10ZM28 150V149H27ZM34 150V149H33ZM33 150H31V151H33ZM37 150H39V147H38V149ZM36 150V151H37ZM40 150H41V148H40ZM50 150V149H49ZM54 150V149H53ZM60 150V149H59ZM71 150H67L68 152L70 151L71 153H72V151ZM5 151V150H4ZM8 151V150H7ZM8 151V152H9ZM23 151V150H22ZM25 151H26V149H25ZM45 151H47V152H51V151H48V150H44V151H41V152H45ZM66 151V152H67ZM74 151H77V150H74ZM73 151V152H74ZM91 151H93V152H95L94 150H91ZM11 152V151H10ZM41 152H38V153H41ZM47 152H45L46 154H47ZM52 152H55V151H52ZM52 152L51 153H49V154H52ZM67 152V153H68ZM90 152V151H89ZM45 153H43L44 155H46ZM75 153H77V152H75ZM91 153V152H90ZM6 154V153H5ZM30 154H32V153H30ZM78 154V153H77ZM84 154V155H83ZM83 154H81V157L79 158L78 156L76 157V162H77V160L79 159V161H80V163H81V167L82 168H84L83 167V165H86V163H88L92 158H89L88 156V154H87V156L85 155V153H83ZM111 154V152H109V155ZM2 155V154H1ZM1 155H0V158H1ZM26 155V154H25ZM35 155V154H34ZM70 154L68 153V156H69ZM83 155V156H82ZM93 154L91 153V156H92ZM96 155V154H95ZM9 156V155H8ZM9 156V157H10ZM39 156H40V154H39ZM43 156V155H42ZM50 156V158H52L51 156H54V155H47V156H43V159H45L44 160V162H42L41 164H45V165H47L46 164V160H47V162H49L50 163V161H51V159L49 158V160L50 161H48V157ZM64 156V155H63ZM67 156V158L66 159H64L63 158V160L65 161V162H70V161H74L73 159H74V157L76 156L75 154L74 155H71V156H69L68 157ZM72 156H73V158H72ZM111 156V155H110ZM109 156V157H110ZM35 157V156H34ZM44 157H47V159L46 158H44ZM66 157V156H65ZM23 158V157H22ZM124 158H126V156L125 155H122V156H118V157H115V158H113L112 159V161H113V163H114V165L118 162V161H120V160H122V159H124ZM4 159H7V158H3V160ZM16 159V158H15ZM41 159H42V157H41ZM42 159V160H43ZM61 159V158H60ZM106 159V158H105ZM109 159V158H108ZM1 160L2 159H0V167L2 168V166H4L3 165V163H1ZM2 160V161H3ZM12 160H13V158H12ZM17 160V159H16ZM25 160V159H24ZM41 160V161H42ZM97 161H98V159H96ZM127 160V159H126ZM40 161V162H41ZM259 161H261V160H259ZM24 162V161H23ZM26 162V161H25ZM75 162V161H74ZM99 163H97L96 162V164L94 165V167H95V172H96V175L94 176V177H92V175H90V177H91V179H92V181H93V184L96 186V188H97V186H98V182L100 181V178H99V176L98 175H102V176H108L109 175V173H110V171H108V169H104V170H101V169H99V168H97L98 167V165H100V161H98ZM8 163V162H7ZM11 163V162H10ZM15 163H17V162H15ZM63 163V162H62ZM71 163V162H70ZM107 163V162H106ZM6 164V163H5ZM51 164H52V162H51ZM50 164V165H51ZM118 164V163H117ZM22 165V164H21ZM50 165H48V166H50ZM44 166V165H43ZM48 166H46V167H48ZM103 167V166H102ZM101 167V168H102ZM0 168V169H1ZM3 169V171H4V167L2 168ZM6 169V168H5ZM110 170V169H109ZM2 171V170H1ZM2 171V172H3ZM22 171V170H21ZM2 172H1V175H2ZM5 172V171H4ZM12 173V172H11ZM5 174H7V172L5 173ZM60 174H61V180L62 181H60L61 182V184H59L58 186L59 187H61V186H64V188H69V189H71L72 190V188H74V189H76L77 188V186H75V182H73L72 181V179H71V177L70 176H72V175H69L68 173H67V171L65 170H63V169H60ZM4 175V174H3ZM2 175V176H3ZM13 175V174H12ZM12 175H11V178H9V176H8V178L11 180L12 178H15V177H12ZM78 175L80 176L79 178H82V175H80V173H78ZM6 177V176H5ZM118 178H119V181H118V183L117 184H115V180L114 179H111L110 178V176H109V178L108 177H106V183H107V186H109V189H110V191H111V194H112V197H110L111 199H115V198H117L119 195H120V197L123 199V201H125L127 198H128V196L130 195V194H133V193H136V188H132L130 185H129V182H128V178H127V176L123 173V174H120L119 176H118ZM1 179V178H0ZM5 178H2V181H0V195L1 194H3V192H4V190H3V188H4V186H2L3 184H2V182H3V180H4ZM6 179H7V177H6ZM9 179H7V180H9ZM7 180H6V184L10 181H8L7 182ZM13 180H15V179H13ZM76 180V178H74V181ZM83 180V178L81 179V181ZM11 182H12V180H11ZM11 182H9V183H11ZM15 182V181H14ZM14 182H12V184L14 183ZM17 182V181H16ZM5 183V182H4ZM8 183V184H9ZM25 183V182H24ZM14 184H16V183H14ZM18 184V186H19V183H17ZM64 184V185H63ZM73 184V185H72ZM11 185V184H10ZM100 185V184H99ZM13 186V185H12ZM25 186V185H24ZM3 187V188H2ZM15 187H17V185L15 186ZM56 187V186H55ZM62 189H63V187H61ZM60 188V189H61ZM5 189V188H4ZM20 189V188H19ZM57 189V188H56ZM60 189L58 190L59 192H60ZM62 189H61V191H62ZM56 190V191H57ZM97 190H98V188H97ZM57 191V192H58ZM55 193V192H54ZM56 194H59V193H55V196H56ZM62 194H65V193H62L61 192V195ZM70 194V193H69ZM61 195H59V196H61ZM61 198V197H60ZM67 200V199H66ZM64 201V200H63ZM63 201H61V202H63ZM7 207V206H6ZM36 209V208H35ZM38 218V217H37ZM28 222V221H27ZM26 222V223H27ZM38 227H39V222L38 221H35V220H31V221H29V223H28V231L29 232H31V233H38ZM4 235V234H3ZM35 235V234H34ZM9 238V237H8ZM67 241V240H66ZM32 242V241H31ZM37 243V242H36ZM13 246H15L14 244H12ZM35 245V244H34ZM53 245V244H52ZM37 246V245H36ZM5 247V246H4ZM3 247V248H4ZM24 247V246H23ZM22 247V248H23ZM29 247V248H28ZM27 248H28V250H30L31 249V247L30 246H28ZM35 247V246H34ZM17 248V247H16ZM19 248H21V246L19 247ZM19 248H17V252L18 251H20L19 250ZM22 248H21V251H22ZM26 248V249H27ZM36 248V250L34 249V251H33V248H32V251L34 252V253H36V252H38L39 250V248L37 249V247H35ZM41 248V247H40ZM9 249V251L8 250H4V251H1V250H3V249H1L0 250V264H36V262H35V260L37 261V263L38 264H40L39 262H41V257H42V253L43 252H45V251H43V252H41V254H39V256L36 254H34L35 255V257L36 256H38L39 257V259H40V261L38 262V258L36 257V259H33L32 260V258L31 257H33L32 255H28V256H31V257H28L27 258V255H25V254H28V253H25V254H22V255H20V254H18V255H14V254H12V252H10V248H8ZM15 249V248H14ZM42 249V248H41ZM40 249V250H41ZM104 250L105 249H103V251H101V252H103V255H110L111 253H109V251L108 252H104ZM20 251V252H21ZM27 251V250H26ZM31 251V250H30ZM32 251H31V253H32ZM15 252V251H14ZM24 252V251H23ZM28 252V251H27ZM19 253V252H18ZM39 253H40V251H39ZM33 254V253H32ZM23 255H25L26 256V258H25V256H23ZM35 257H33V258H35ZM244 257V255H243V253L241 252L238 256H237V260H239L240 262H242L243 261V258ZM31 258V259H30ZM42 261H44V259L42 260Z\"/></svg>", "mask_w": 264, "mask_h": 264}, {"label": "crops", "instance_id": "0c3cea01", "mask_svg": "<svg viewBox=\"0 0 264 264\" xmlns=\"http://www.w3.org/2000/svg\"><path fill=\"white\" fill-rule=\"evenodd\" d=\"M252 4H254V0H252ZM240 48H241V47H239V49H240ZM240 50H243V49H240ZM228 53H229V52L225 53V56H224L223 61L219 64L218 67L215 68L214 73H216V75H215L214 77H211V78H212V84H213V87L216 88V89L221 90L223 93L225 92V90L227 91V90L230 89V85H229L228 83H226L225 86H223V88H220V87H221L220 84L217 85V84L215 83V80L218 79L217 77H218L221 73H222V74L226 73V71L222 70L221 67H222V63L224 62V60H225V58H226V56H227ZM230 70L232 71V73L235 72V69H233V67H231ZM237 99H238L239 102H243V94H242V92H238V91H237ZM244 108L246 109L247 106H246V105H243V103H242V106H241V109H242V110H240V111L245 110ZM240 113H241V112H240ZM236 116H239V114H236ZM201 135H202V134H201ZM230 135H231V134H230Z\"/></svg>", "mask_w": 264, "mask_h": 264}]
</instances>
